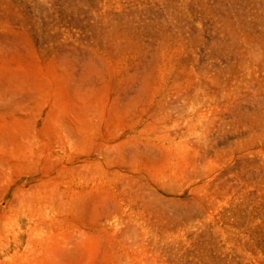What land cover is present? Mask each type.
<instances>
[{
    "label": "rangeland",
    "instance_id": "374dc122",
    "mask_svg": "<svg viewBox=\"0 0 264 264\" xmlns=\"http://www.w3.org/2000/svg\"><path fill=\"white\" fill-rule=\"evenodd\" d=\"M0 264H264V0H0Z\"/></svg>",
    "mask_w": 264,
    "mask_h": 264
}]
</instances>
